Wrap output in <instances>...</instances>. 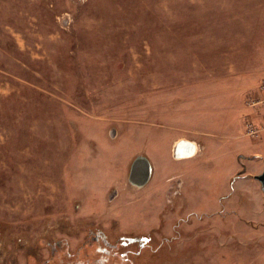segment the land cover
<instances>
[{"label": "rangeland", "instance_id": "obj_1", "mask_svg": "<svg viewBox=\"0 0 264 264\" xmlns=\"http://www.w3.org/2000/svg\"><path fill=\"white\" fill-rule=\"evenodd\" d=\"M263 158L264 0H0V264H264Z\"/></svg>", "mask_w": 264, "mask_h": 264}, {"label": "water", "instance_id": "obj_2", "mask_svg": "<svg viewBox=\"0 0 264 264\" xmlns=\"http://www.w3.org/2000/svg\"><path fill=\"white\" fill-rule=\"evenodd\" d=\"M196 146L193 142L187 140H178L172 148V154L175 159H185L194 156ZM152 165L148 158L145 156H136L129 167L128 182L132 187L141 189L145 187L152 178ZM264 193V158H263V171L261 174L254 176Z\"/></svg>", "mask_w": 264, "mask_h": 264}, {"label": "trees", "instance_id": "obj_3", "mask_svg": "<svg viewBox=\"0 0 264 264\" xmlns=\"http://www.w3.org/2000/svg\"><path fill=\"white\" fill-rule=\"evenodd\" d=\"M104 249H102L101 251H100V256H102L101 258V261L102 260H105L106 259V257L109 255V253H107V251L105 250V251H103Z\"/></svg>", "mask_w": 264, "mask_h": 264}, {"label": "crops", "instance_id": "obj_4", "mask_svg": "<svg viewBox=\"0 0 264 264\" xmlns=\"http://www.w3.org/2000/svg\"><path fill=\"white\" fill-rule=\"evenodd\" d=\"M193 143L195 144V142H193ZM195 146H196V152H195V154H196V153H197V144H195ZM195 154H194V155H195Z\"/></svg>", "mask_w": 264, "mask_h": 264}, {"label": "flooded vegetation", "instance_id": "obj_5", "mask_svg": "<svg viewBox=\"0 0 264 264\" xmlns=\"http://www.w3.org/2000/svg\"><path fill=\"white\" fill-rule=\"evenodd\" d=\"M54 253V251H52V254Z\"/></svg>", "mask_w": 264, "mask_h": 264}]
</instances>
